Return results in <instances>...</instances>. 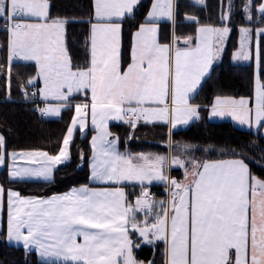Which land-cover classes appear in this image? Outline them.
I'll list each match as a JSON object with an SVG mask.
<instances>
[{
	"label": "crops",
	"instance_id": "crops-1",
	"mask_svg": "<svg viewBox=\"0 0 264 264\" xmlns=\"http://www.w3.org/2000/svg\"><path fill=\"white\" fill-rule=\"evenodd\" d=\"M2 1L0 15L6 17L8 59L10 62L15 56L35 64L31 83L38 82L33 87L38 110L43 107L47 114L43 116L57 117L64 107L72 105L70 123L76 119V131L83 134L91 129L87 183L48 195L5 189L6 241L34 251L42 264H148L135 259L130 237L134 230L140 243L163 242V264H264V181L254 178L238 156L186 159L176 151L180 144L170 137L172 131L199 119L200 105L191 99L219 59L228 28L200 24L193 42L177 41L173 34L175 0H151L143 21L132 32L129 60L123 64L121 21L140 0H92L88 65L72 68L64 43V22L49 18L47 0L39 1L44 3L41 13L26 8L30 15H26L24 25L29 21L44 24L38 33L43 36V56L38 58L32 55L35 47L29 37L28 50L13 51L12 33L14 27H20V11L12 0ZM255 7L261 12L264 0H255ZM162 22L170 23L168 42L160 39ZM261 33L264 27L256 30V34ZM239 49L238 37L232 63L252 60L254 71L251 36ZM74 95L80 98L71 99ZM75 107L83 110V116L75 117ZM205 112L209 120H230L264 137L263 80L262 87L253 81L250 100L221 97ZM123 121L168 125L164 154L167 183L148 179L151 166L161 163L156 153L119 149L109 124ZM61 145L56 153L11 150L18 159L26 158L23 165L28 161L32 167L9 178L52 179L56 167L68 160L57 158ZM189 165L191 173L185 171ZM171 168H180V177L172 176ZM152 183L164 184L162 197L146 199L148 189L142 188L128 203L126 184ZM138 210L149 214L148 221H132L131 214H138ZM156 225L162 228L160 234ZM144 228L146 239L140 234Z\"/></svg>",
	"mask_w": 264,
	"mask_h": 264
},
{
	"label": "trees",
	"instance_id": "trees-1",
	"mask_svg": "<svg viewBox=\"0 0 264 264\" xmlns=\"http://www.w3.org/2000/svg\"><path fill=\"white\" fill-rule=\"evenodd\" d=\"M50 19L64 22V43L72 68L88 65V35L92 21V0H47ZM151 0H140L122 22L121 59L129 60L131 35L144 15ZM248 14H246V11ZM6 17L0 15V150H45L56 153L72 117V105L64 107L59 116L46 117L38 110L32 93L38 82L31 83L36 75L33 62L12 60L7 63L8 32L4 28ZM208 24L226 26L227 36L220 57L192 97L199 104L200 117L189 126L171 132V139L186 144L198 159L238 156L244 159L250 174L264 180V137L259 132L241 128L230 120H209L206 108L221 97H244L250 100L253 91V62L235 64L231 55L238 46L239 28L249 27L251 39L257 37L260 79H264V9L256 11L255 0H175L173 34L177 41L194 40L196 26ZM160 39L170 40V23L160 24ZM252 44L250 50L252 52ZM79 95L71 99H78ZM112 134L119 141V149L126 153H165L169 139L168 125L164 122H112ZM76 131L70 143V159L59 164L50 180H20L7 177L6 168L0 169V183L4 189L14 188L20 194L48 195L87 183V159L90 148L88 137ZM172 176L180 177V168H171ZM127 201L132 203L142 188L154 190L156 197L164 195L162 183L150 185L126 184ZM163 201L158 203L161 208ZM5 211V209H4ZM0 226V264H42L32 250L13 245L5 239V225ZM134 256L137 261L163 264L164 244L140 243L134 230L130 231Z\"/></svg>",
	"mask_w": 264,
	"mask_h": 264
},
{
	"label": "rangeland",
	"instance_id": "rangeland-1",
	"mask_svg": "<svg viewBox=\"0 0 264 264\" xmlns=\"http://www.w3.org/2000/svg\"><path fill=\"white\" fill-rule=\"evenodd\" d=\"M39 1L41 0H12V4L13 7L16 8L17 10L19 9L20 13L18 14L19 18H20V27H14L13 29V36H12V45H13V51H16V49H24V50H28V48L30 47L29 45V39L31 38L32 40V45L35 47L34 51L32 52V55L34 57H39V56H43V54L41 53L40 50V42L41 40H43V36L39 35V29L40 27L44 26V24L41 23H37L36 25H34L35 23H32L31 21H29V23H27L26 25H24L25 21L27 22V19L25 18L26 15H30V14H26L29 13L30 11H28L26 8H30L33 11H37V13H41L42 11V7L44 9V3L40 4ZM196 1H200V0H196ZM3 1L0 3V13L3 11ZM23 11V12H22ZM246 11V10H245ZM246 14L247 11H246ZM31 22V23H30ZM242 29L240 30L239 33V44H240V49L244 46L247 45L248 39L250 37L249 34V27L244 26L241 27ZM30 40V41H31ZM33 47V48H34ZM28 54V53H26ZM254 73H253V81L255 83H258L261 87H262V80L260 79L259 76V65H258V42H257V37H255L254 39ZM22 57V56H21ZM12 61V60H11ZM7 63H9V59H8V53H7ZM76 109L78 107H75ZM44 108L42 107L40 109V113L43 115H47L44 112ZM78 111V112H77ZM76 111V115L75 117L81 115L83 116V110L81 108H78V110ZM80 113V114H79ZM76 126H77V122L76 119L73 120L71 123H69V127L62 139V145H61V149H60V155L57 157L59 160L63 161L64 158L69 159L67 157H69L70 154V142L72 141L73 137L75 136L76 133ZM1 141V139H0ZM2 144V141H1ZM176 149V147H175ZM176 151H178L179 155L180 153L184 156V158L188 159V158H196L197 155L192 152V150L186 145V144H180V146L177 147ZM12 151L7 152V154L4 153L3 149L0 150V169L4 166L7 170V177H12L11 175H17L18 173H22V171H24V169L28 166L32 167V165H28V161H27V165L26 164H22L21 161H26L25 159H18L14 153H11ZM39 152H43V151H39ZM150 153H154V152H150ZM166 153V152H165ZM165 153H156L159 157V161L161 163H158V165L156 166H151L150 170H149V174H148V179L149 181H162L167 183L169 181L168 175H166V171L168 168V164H166V158L164 157ZM191 160H194L192 159ZM165 159V160H164ZM23 168V169H22ZM192 170V165L189 167L185 168L186 172H190L191 173ZM256 178V177H254ZM258 179V178H257ZM173 179H172V183H173ZM264 181V180H262ZM137 200L140 201V206H142V201L143 198L142 196L137 197ZM138 206V205H137ZM5 209V189L3 188L2 184L0 183V226H1V221H2V217H3V211ZM138 209V208H137ZM134 214V215H133ZM143 211H139L138 210V214L137 211L131 214V218L132 221H148L149 218V214H146ZM139 222V221H138ZM162 228L160 225H156V231L157 234H160ZM141 236L143 237V239H146V235H147V230L142 229L140 231ZM144 235V236H143ZM254 263H256V259L254 258Z\"/></svg>",
	"mask_w": 264,
	"mask_h": 264
},
{
	"label": "built area",
	"instance_id": "built-area-1",
	"mask_svg": "<svg viewBox=\"0 0 264 264\" xmlns=\"http://www.w3.org/2000/svg\"><path fill=\"white\" fill-rule=\"evenodd\" d=\"M4 28H7V24H4ZM12 60H16L15 56H12ZM264 82V79H263ZM32 93H34V90L32 89ZM156 195V192L154 190H146L144 193V198H152Z\"/></svg>",
	"mask_w": 264,
	"mask_h": 264
}]
</instances>
